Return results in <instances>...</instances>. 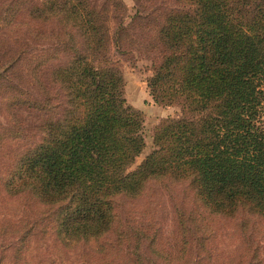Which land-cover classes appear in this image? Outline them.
I'll use <instances>...</instances> for the list:
<instances>
[{
	"label": "trees",
	"instance_id": "1",
	"mask_svg": "<svg viewBox=\"0 0 264 264\" xmlns=\"http://www.w3.org/2000/svg\"><path fill=\"white\" fill-rule=\"evenodd\" d=\"M122 11L0 0V194L26 207L0 218V264H233L208 246L217 225L246 239L264 225V0H162L147 15L149 93L180 114L132 170L142 118L110 56L142 14ZM155 181L179 189L173 253L123 207Z\"/></svg>",
	"mask_w": 264,
	"mask_h": 264
},
{
	"label": "rangeland",
	"instance_id": "2",
	"mask_svg": "<svg viewBox=\"0 0 264 264\" xmlns=\"http://www.w3.org/2000/svg\"><path fill=\"white\" fill-rule=\"evenodd\" d=\"M162 0H121L124 11L127 15L124 21L127 23L139 9L141 17L136 18L133 24L132 36L134 43L128 47L129 51L125 54H119L116 51L111 52V59L119 66L124 81V97L126 103L135 110L139 111L142 118L141 133L144 138V148L135 158L134 163L129 170L136 168L144 157L154 148L153 134L155 128L166 117H176L180 114L178 105H164L156 102L149 93L147 80L152 75V55L148 44L152 35V23L147 19L154 7H159ZM127 48V47H126ZM18 116L25 125H31L34 121V114L21 108ZM9 150L10 148H6ZM5 150L4 152H8ZM164 182H151L148 185L144 195L134 201H128L123 206L129 210L128 219L141 227L152 229L162 241L163 248L173 253V247L176 244V226L174 220V199L175 193L179 192L177 187L167 189ZM174 189L173 191L170 190ZM26 208V207H25ZM23 202L20 199H12L0 194V218L12 216L14 218L21 215L25 210ZM28 210V209H27ZM220 227V234L209 247L221 256V261H228L233 264H264V225H258L253 229L249 239L241 237L247 231L241 230L238 226L237 238L233 222H224L217 225ZM41 244V240L37 241ZM44 248V247H43ZM53 252L52 250H50ZM34 255H38L33 252ZM205 254V253H203ZM203 254L200 256L203 257ZM194 259L195 254L189 255ZM72 258H67L70 263ZM159 264H163L160 262ZM165 264V263H164Z\"/></svg>",
	"mask_w": 264,
	"mask_h": 264
}]
</instances>
